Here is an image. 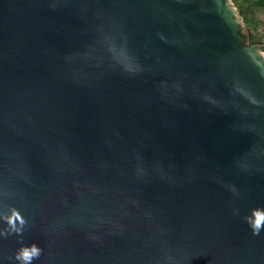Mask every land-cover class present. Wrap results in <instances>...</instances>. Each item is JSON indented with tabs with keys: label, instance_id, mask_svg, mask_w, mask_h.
Wrapping results in <instances>:
<instances>
[{
	"label": "water",
	"instance_id": "95a60500",
	"mask_svg": "<svg viewBox=\"0 0 264 264\" xmlns=\"http://www.w3.org/2000/svg\"><path fill=\"white\" fill-rule=\"evenodd\" d=\"M13 207L0 264H264V41L231 0H0Z\"/></svg>",
	"mask_w": 264,
	"mask_h": 264
},
{
	"label": "clouds",
	"instance_id": "9594fccd",
	"mask_svg": "<svg viewBox=\"0 0 264 264\" xmlns=\"http://www.w3.org/2000/svg\"><path fill=\"white\" fill-rule=\"evenodd\" d=\"M233 190H235L233 188ZM2 218L8 225V231H0V236H7L15 233L22 235L25 218L20 214L16 208H11L10 214L4 215ZM245 220L252 229L253 235H259L261 229H264V209H251L250 215L245 216ZM42 249L36 243L21 247L15 253V259L19 264H32L34 259H38L41 255Z\"/></svg>",
	"mask_w": 264,
	"mask_h": 264
},
{
	"label": "rangeland",
	"instance_id": "374dc122",
	"mask_svg": "<svg viewBox=\"0 0 264 264\" xmlns=\"http://www.w3.org/2000/svg\"><path fill=\"white\" fill-rule=\"evenodd\" d=\"M239 13L251 42L264 41V0H231ZM245 21L247 23H245Z\"/></svg>",
	"mask_w": 264,
	"mask_h": 264
},
{
	"label": "trees",
	"instance_id": "16d2710c",
	"mask_svg": "<svg viewBox=\"0 0 264 264\" xmlns=\"http://www.w3.org/2000/svg\"><path fill=\"white\" fill-rule=\"evenodd\" d=\"M245 23H247L246 21H245ZM249 40H251V37H250V39ZM252 41V40H251ZM254 42H256V41H254Z\"/></svg>",
	"mask_w": 264,
	"mask_h": 264
}]
</instances>
